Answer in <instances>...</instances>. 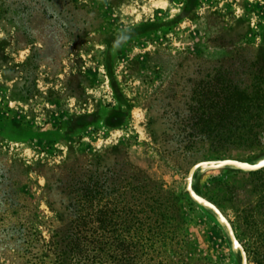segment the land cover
Instances as JSON below:
<instances>
[{"label": "rangeland", "instance_id": "1", "mask_svg": "<svg viewBox=\"0 0 264 264\" xmlns=\"http://www.w3.org/2000/svg\"><path fill=\"white\" fill-rule=\"evenodd\" d=\"M261 71L264 0H0V264H264Z\"/></svg>", "mask_w": 264, "mask_h": 264}, {"label": "trees", "instance_id": "2", "mask_svg": "<svg viewBox=\"0 0 264 264\" xmlns=\"http://www.w3.org/2000/svg\"><path fill=\"white\" fill-rule=\"evenodd\" d=\"M263 77L261 78V83L264 85V72ZM262 89L259 88V90L256 92L258 96L264 97V93L261 92ZM260 91V94H259ZM245 98H247L245 96ZM256 99L258 97L256 96ZM256 99L251 100V102L246 106V109L244 112L248 114V116H252L251 113L253 112L255 115L250 117L249 119L260 118V114H264V109L255 107V110L252 107V103L260 104L257 102ZM245 100V99H244ZM249 101V100H248ZM145 209H140L138 212L144 213ZM135 213V212H134ZM147 220V219H146ZM146 220L137 221L135 220L131 227H134V231H141L142 229L146 230V232H151L153 229H160L162 225V218L161 216L156 217L154 222L150 224L149 222H146ZM93 225V223L86 222L84 225L86 227L88 225ZM116 227L115 223H111V221H108L106 224H104V227H99L103 230H114ZM113 228V229H112ZM130 228V227H129ZM97 227H91V231H96ZM128 230V229H127ZM142 230V231H143ZM93 233V232H92ZM94 234V233H93ZM162 235H131L130 241H128V244L125 243V238L122 237V240L120 241V246L115 245V247L121 249V252L118 254L116 253H109L105 250V254H103L104 246H107L108 244L110 246L117 244V239L114 235H81L80 241L82 243L81 248V254L84 255V257L89 261V264H102L103 262L110 261L112 264H158L159 262H156V259L154 257H148L147 254V247L152 249L153 246H157L158 244H161L164 241L162 239ZM107 240V241H106ZM155 251V248H154ZM146 262V263H145Z\"/></svg>", "mask_w": 264, "mask_h": 264}]
</instances>
